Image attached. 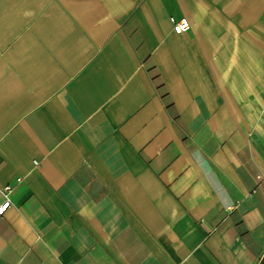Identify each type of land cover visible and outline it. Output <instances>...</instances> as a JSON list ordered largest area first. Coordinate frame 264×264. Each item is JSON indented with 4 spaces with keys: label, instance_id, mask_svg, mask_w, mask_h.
<instances>
[{
    "label": "crops",
    "instance_id": "0c3cea01",
    "mask_svg": "<svg viewBox=\"0 0 264 264\" xmlns=\"http://www.w3.org/2000/svg\"><path fill=\"white\" fill-rule=\"evenodd\" d=\"M7 186L0 264H264V0H0Z\"/></svg>",
    "mask_w": 264,
    "mask_h": 264
},
{
    "label": "built area",
    "instance_id": "2783aa9c",
    "mask_svg": "<svg viewBox=\"0 0 264 264\" xmlns=\"http://www.w3.org/2000/svg\"><path fill=\"white\" fill-rule=\"evenodd\" d=\"M173 21V31L176 34H183L190 29V22L187 18H181L178 21ZM10 191V186L5 187L4 189V197L5 200L0 204V215H2L5 210L10 206V201L7 198V193ZM231 209V207H230Z\"/></svg>",
    "mask_w": 264,
    "mask_h": 264
}]
</instances>
